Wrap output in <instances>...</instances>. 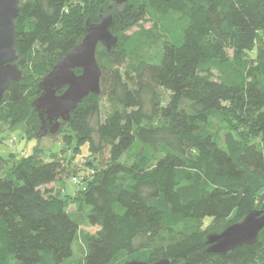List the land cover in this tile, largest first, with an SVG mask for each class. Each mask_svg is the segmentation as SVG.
Segmentation results:
<instances>
[{"label":"trees","instance_id":"1","mask_svg":"<svg viewBox=\"0 0 264 264\" xmlns=\"http://www.w3.org/2000/svg\"><path fill=\"white\" fill-rule=\"evenodd\" d=\"M18 3L23 77L0 101L10 127H39L31 107L38 83L84 36L86 20L99 21L100 8L112 13L117 44L109 52L98 44L100 92L81 100L57 133L106 155L104 167L89 175L86 161L75 168L77 147L69 157L44 158L37 148L16 160L0 154L12 158L0 168V264H264V227L253 244L220 255L208 251L204 226L206 217L240 221L264 187V57L251 54L264 36V0H129L116 9L110 0ZM144 19L157 30L155 61L137 56L148 44L143 32L125 34ZM238 126L257 140L229 134L222 145L219 130ZM69 166L70 182L85 186L61 195L50 184ZM246 172L257 181H244Z\"/></svg>","mask_w":264,"mask_h":264},{"label":"water","instance_id":"2","mask_svg":"<svg viewBox=\"0 0 264 264\" xmlns=\"http://www.w3.org/2000/svg\"><path fill=\"white\" fill-rule=\"evenodd\" d=\"M128 1L110 0L115 9ZM104 12L105 8H100L98 22L86 20L84 36L38 83V96L31 103L39 119L36 138L56 135L81 100L90 94H99L101 70L95 56L97 46L101 44L109 52L117 44V37L110 31L112 13L105 15ZM18 13V0H0V101L9 83L23 77L17 66L19 55L15 48ZM263 227L264 209H253L222 232L208 234V251L224 255L242 244H253ZM124 264H169V260L162 258L152 263L130 260Z\"/></svg>","mask_w":264,"mask_h":264},{"label":"rangeland","instance_id":"3","mask_svg":"<svg viewBox=\"0 0 264 264\" xmlns=\"http://www.w3.org/2000/svg\"><path fill=\"white\" fill-rule=\"evenodd\" d=\"M72 1L73 0H71V2ZM134 30L135 31L139 30L143 32L146 38H148V44L145 47L139 49L137 56H141L146 59L155 61L159 54V47L157 46L158 42H157V38L155 37L157 30L154 29L152 23L148 19H144L139 23V25L134 27L132 30L126 32L125 34H128ZM226 54L228 56V59L231 60L232 52L230 50H226ZM251 54L254 57L256 56L260 58V60L263 59L264 36L260 35L258 37V40L254 45L253 53ZM231 72L233 71L226 70V73H231ZM212 73L215 78H224V74H225L224 72L219 71L218 68L212 69ZM214 125L218 127L217 124L214 123ZM37 127L38 124L36 128ZM236 129H239L236 133L229 132L228 128L219 130L218 134L222 145L225 146L228 145L229 139L227 136L229 134L236 136V138H241L243 141L257 140L256 137L250 136L246 132L242 133L244 134V137H241L240 131L242 130V127L238 126L236 127ZM34 131L31 130V126H26L23 123H20L14 127H10L0 119V154L4 156V155H8L9 152L10 153L12 152L15 154V160H16L17 158L20 157V155H23L25 153H31L34 148H37L36 149L38 151L37 153L44 158H49L51 154H57L64 157H69L70 153L67 149L70 148L71 150H73L75 147H77L78 151L75 154V158H74L76 164L75 168L78 167L77 164H79L80 162L86 161L88 165L87 168L83 170H85V173L88 174L89 172L93 173L97 170H100V168L104 167V165L106 164L105 161L106 155L96 156L89 154L88 145L84 142L78 143L74 136L71 137V140H68V138H64L61 134L60 135L56 134L54 136L47 135L42 138H36L33 135ZM67 142H69L70 144L67 145ZM2 156H0V164H1L0 168L4 170L5 168L6 169L8 168V165L10 164L12 158L9 160V162H7L8 160L5 162ZM73 166L66 167L67 171L63 173L61 180L56 181L54 183L55 185H52L55 188V190L61 195H63L64 193H72L73 191H77L81 189L83 186H85L84 183L73 184L70 182L69 177L73 174V172H75ZM80 172H82V170H80ZM82 174L83 173H81L80 176H82ZM255 178L256 175L253 172H246V177L244 181L256 182L257 178L256 179ZM242 183L243 181H241V184ZM197 184L198 183L190 187H185L182 190V192H184L185 195H189ZM222 185L237 186L238 183L222 182ZM263 204H264V187H262L257 194V198L255 199V209H261ZM68 209H70V211H74L75 207L73 206V204H71L68 205ZM204 221H205L204 226L208 228V231L210 233H220L233 222V216H230L228 219L222 221H211L210 217H206ZM84 230L90 232V231H95V228L86 225L84 226ZM138 242L139 240L136 241V244H138ZM45 260L47 263L50 264V260L48 258Z\"/></svg>","mask_w":264,"mask_h":264},{"label":"built area","instance_id":"4","mask_svg":"<svg viewBox=\"0 0 264 264\" xmlns=\"http://www.w3.org/2000/svg\"><path fill=\"white\" fill-rule=\"evenodd\" d=\"M73 182H78V178H72Z\"/></svg>","mask_w":264,"mask_h":264},{"label":"crops","instance_id":"5","mask_svg":"<svg viewBox=\"0 0 264 264\" xmlns=\"http://www.w3.org/2000/svg\"><path fill=\"white\" fill-rule=\"evenodd\" d=\"M55 185L54 183L50 184V186ZM70 210V209H69Z\"/></svg>","mask_w":264,"mask_h":264}]
</instances>
